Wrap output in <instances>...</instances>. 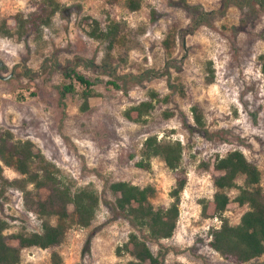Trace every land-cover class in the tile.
<instances>
[{"label":"rangeland","instance_id":"1","mask_svg":"<svg viewBox=\"0 0 264 264\" xmlns=\"http://www.w3.org/2000/svg\"><path fill=\"white\" fill-rule=\"evenodd\" d=\"M58 1L61 9L41 40L0 36V130L31 141L34 152L54 166L71 191L89 187L99 197L91 225H72L52 250L61 256L62 264H126L130 257H117L116 248L130 232H137L163 264H232L209 247V231L220 221L202 219L199 202L210 200L215 192L213 180L220 175L213 166L215 159L233 150L241 151L258 168L264 187V76L258 59L264 52V10L230 6L220 13L221 0H141L136 11L125 8L124 0ZM184 4L213 14L208 23L180 36L193 26ZM32 10V0H0V17L7 18L9 25L16 13ZM86 17L99 21L103 29L110 21L119 25L111 52L117 74H138L148 68L162 71L169 64V76L128 83L119 90L107 84L112 80L107 73L75 65L80 58L101 66L105 55V44L87 36ZM168 34L175 40L166 49L163 41ZM67 66L93 83L95 96L86 111L80 110L78 94L67 95L65 106L59 105L64 83L60 70ZM150 91L158 94L154 110L141 123L127 121L123 112L146 100ZM193 105L202 111L201 129L194 125ZM149 136L180 141L181 169L187 178L177 227L171 238L159 241L144 230H134L116 212L115 196L108 189L116 181L150 186L153 208L169 207L175 174L158 157L150 159L148 169L136 166ZM3 175L8 180L19 178L8 168ZM242 182V177L236 181L238 186ZM27 190L26 195L0 186V218L8 226L6 241L14 247L15 234L40 231L36 195L44 199L49 194L31 186ZM237 192L227 194L233 199ZM246 209L230 202L224 218L236 225ZM52 250L23 249L20 264H50ZM245 264H264V256Z\"/></svg>","mask_w":264,"mask_h":264},{"label":"trees","instance_id":"2","mask_svg":"<svg viewBox=\"0 0 264 264\" xmlns=\"http://www.w3.org/2000/svg\"><path fill=\"white\" fill-rule=\"evenodd\" d=\"M140 6L141 0H124V7L129 11H136ZM230 6L242 11L251 7L260 12L264 10V0H221L218 12L224 13ZM32 7L33 10L27 14L13 15L10 18L12 25L8 24L7 18L0 17V36L30 39L35 42L41 40L43 30L52 26L61 6L58 0H32ZM183 8L190 11L193 26L192 29L181 31L180 36L191 34L196 27L208 23V18L213 14L203 11L199 6L184 4ZM84 24L89 38L105 44V55L101 66L80 58H76L75 65L79 64L97 74L107 73L112 77L107 84L119 90L128 83L141 84L161 76H169V64L162 71L148 68L138 74H117L116 68L112 67L114 59L111 52L119 38V25L110 21L103 29L99 21L87 17ZM174 40L175 37L168 34L163 46L166 49L170 48ZM258 59L260 71L264 76V52ZM60 72L64 83L59 89V105L65 106L67 95L78 94L82 101L80 110L86 111L89 108V99L95 96L93 83L73 67H63ZM157 100L158 94L150 91L146 100L128 107L123 112L124 118L134 124L141 123L154 110ZM190 112L195 127L203 128L204 118L200 107L193 105ZM164 115L170 117L171 114ZM182 153L183 146L180 141L164 142L158 140L157 136H149L143 142L141 160L136 163L138 168L148 169L150 159L158 157L165 167L175 174V185L169 193L172 202L165 209L153 208L149 199L154 189L150 186L139 187L125 181L108 184L109 191L115 196L116 212L127 219L134 230L138 232L144 230L154 241L171 238L177 227L180 196L187 183L186 175L181 169ZM213 166L220 172L213 180L215 192L210 200L199 202L202 219L220 221L219 226L209 231V247L223 260L232 264H245L264 256V187L261 185L260 171L239 150L217 157ZM4 168L13 170L19 178L6 179L3 175ZM57 176L54 166L41 154L34 152L31 141L17 140L10 130H0V186L10 187L26 195L29 194L27 190L29 186L34 191L49 192L44 199L40 198L39 194L36 195V211L42 219L40 231L15 234L16 247L7 243L4 232L8 226L0 218V264H20L23 249L52 250L63 241L72 225L80 228L91 225L99 207L97 193L89 187L73 192ZM239 177L243 179L242 186L236 183ZM233 189H237L238 192L231 199L227 191ZM230 202L247 208L236 225H231L224 218ZM69 206L72 208L71 212L68 210ZM115 253L117 257L128 255L130 260L126 264H163L153 255L137 232H130L127 239L116 248ZM50 264H62L61 256L56 251L52 250L50 253Z\"/></svg>","mask_w":264,"mask_h":264},{"label":"water","instance_id":"3","mask_svg":"<svg viewBox=\"0 0 264 264\" xmlns=\"http://www.w3.org/2000/svg\"><path fill=\"white\" fill-rule=\"evenodd\" d=\"M8 77H5V78H3V79H7Z\"/></svg>","mask_w":264,"mask_h":264}]
</instances>
